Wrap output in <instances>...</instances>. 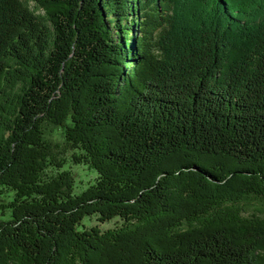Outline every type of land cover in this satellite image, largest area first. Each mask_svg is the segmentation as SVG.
I'll list each match as a JSON object with an SVG mask.
<instances>
[{
  "label": "trees",
  "instance_id": "trees-1",
  "mask_svg": "<svg viewBox=\"0 0 264 264\" xmlns=\"http://www.w3.org/2000/svg\"><path fill=\"white\" fill-rule=\"evenodd\" d=\"M0 209V264H264V0H0Z\"/></svg>",
  "mask_w": 264,
  "mask_h": 264
},
{
  "label": "rangeland",
  "instance_id": "rangeland-1",
  "mask_svg": "<svg viewBox=\"0 0 264 264\" xmlns=\"http://www.w3.org/2000/svg\"><path fill=\"white\" fill-rule=\"evenodd\" d=\"M52 139L57 144L62 146V138L60 136V131L56 130L53 133ZM66 158L69 159V155H66ZM66 168L70 169L75 175V178H76L75 192L76 193H81L82 191H84L89 186L90 182H92L93 179L96 177V173L93 170H91L85 166H76V165L69 164V165H67ZM13 197H14V193L9 192V193L5 194L2 197V199L5 203H8L9 201H11L13 199ZM0 219L4 220V221L10 220L11 219V211L9 209H7V210L0 209ZM120 223H121V221L119 219H115L111 222L101 224V223L97 222L96 217L86 218L83 221V224H85L87 228L99 226L100 229H102V230H108V229L115 228L116 226H119Z\"/></svg>",
  "mask_w": 264,
  "mask_h": 264
}]
</instances>
